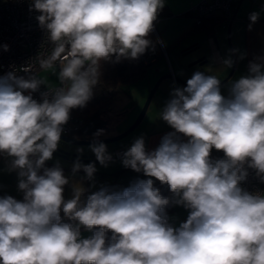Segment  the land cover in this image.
<instances>
[{
	"label": "clouds",
	"instance_id": "obj_1",
	"mask_svg": "<svg viewBox=\"0 0 264 264\" xmlns=\"http://www.w3.org/2000/svg\"><path fill=\"white\" fill-rule=\"evenodd\" d=\"M163 7L164 0H31L52 45L41 66L58 67L60 87L38 102L31 93L43 79L0 76V154L12 158L24 193L22 201L0 197V264H264V195L240 187L245 164L264 176V63L230 82L227 97L220 78L202 71L173 90L159 116L174 132L151 152L137 138L123 155L124 167L149 179L101 187L83 201L86 189L76 184L65 201L68 177L58 165L45 167L70 111L92 98L101 61L144 54ZM258 17L250 14L252 23ZM89 147L101 165L111 160L104 143ZM213 148L225 158L213 161ZM80 170L92 180L96 167L77 160L72 171ZM170 202L189 210L179 227L168 223ZM61 210L76 223L63 222ZM81 227L92 235L82 238Z\"/></svg>",
	"mask_w": 264,
	"mask_h": 264
},
{
	"label": "crops",
	"instance_id": "obj_2",
	"mask_svg": "<svg viewBox=\"0 0 264 264\" xmlns=\"http://www.w3.org/2000/svg\"><path fill=\"white\" fill-rule=\"evenodd\" d=\"M198 1L164 0V7L158 13L154 22V28L160 37L164 51H161L146 68V74L143 76L145 92H138V99H135L134 103L126 110L120 112V115L123 114L121 117H115L104 113L108 109L113 91L107 106L104 109H100L98 114L100 119L106 120L107 126H97V129L89 133L87 138L97 139L116 135L124 131L134 121L135 116L138 115L137 113L144 103L145 95L150 91L156 80L165 73H170L172 79L164 78L159 82L134 132L130 131L131 133L129 132L117 141L104 143L107 146L108 154H111L116 149H122L125 153L133 142L140 137L144 139L146 151L151 152L160 145L162 138L166 134L174 132V129L162 120L159 114L172 98L173 90L187 86L184 83L176 82L174 79L176 76L184 77L187 70L202 71L206 75H216L220 78V81L225 79L220 87L221 93L227 97L229 95L230 82L237 80L241 76L248 75L251 63H264V0H251L252 4L250 3V5L249 3L243 4L242 0L233 7V11L228 17L222 16V19L211 25V27L197 25L189 14L192 5ZM234 11H236L235 16L230 22ZM254 12L258 13L259 17L255 23H252L250 14ZM215 15L220 14L216 13ZM228 26L229 40H226L225 29L226 27L228 29ZM202 40H205L207 45L203 44V47L195 46L196 43H200ZM186 47H191L192 50L183 54L182 50ZM200 57L205 58L187 69L188 63ZM228 59L232 61L231 67H227L224 64V61ZM124 113L126 114L124 115ZM94 123L97 125L99 121H94ZM99 130H105V133L100 134V136L96 135ZM178 135H180L181 140L187 142V137L182 134ZM58 148L60 147L58 146ZM75 153L82 154L83 157L73 158L71 155L66 157L53 153V155H59L63 160L57 161L52 157L51 160L45 162V167L48 168H51L49 167V162L58 165L63 169L65 176L68 177L69 183L64 186L63 192L65 201L72 198L73 186L76 184H81L86 189L81 198L83 201L87 195L98 191L101 187L121 190L129 187L137 180L150 178L145 176L143 172H136L131 168L124 167L122 163L123 156L120 158L111 157L107 165L103 166L96 160L94 153L90 149ZM77 160L81 164H95L96 172L92 180L86 178L83 170L73 173L72 164L74 163L72 162ZM66 161L69 164L65 163ZM151 179H153V185L160 182L155 178ZM18 181V171L12 169V158L5 154H0V197L12 196L16 200L22 201L24 193L18 189ZM168 198L170 201L174 200L173 193L170 190ZM170 207V211L166 213L168 223L173 227H179L182 222L186 221L189 210L182 205L171 202ZM61 215L64 216L62 210ZM91 235L92 232L81 227L82 238H88Z\"/></svg>",
	"mask_w": 264,
	"mask_h": 264
},
{
	"label": "built area",
	"instance_id": "obj_3",
	"mask_svg": "<svg viewBox=\"0 0 264 264\" xmlns=\"http://www.w3.org/2000/svg\"><path fill=\"white\" fill-rule=\"evenodd\" d=\"M238 0H199L192 5L189 14L197 25H201L205 18L219 13L228 17ZM31 0H0V76L9 72H14L17 76L30 78L42 68L40 60L50 55L52 45L47 41V35L40 27L36 17L40 14L30 11ZM154 38L147 49L144 62L152 63L161 51H164L160 37L155 30ZM7 45V51L4 46ZM60 87V83L50 87L55 89ZM48 92L51 98V91L48 87H42L31 93L38 102L42 101V93ZM25 94H28L25 92ZM83 121L70 116L68 122L62 126V134L70 135L77 131ZM124 155L122 149H116L111 153V157L120 158ZM211 159L213 161L224 159V153L212 149ZM247 171L246 178L241 181L240 187L253 194L264 193V176L257 174L253 168L244 165ZM167 184L158 182L157 189L160 194Z\"/></svg>",
	"mask_w": 264,
	"mask_h": 264
},
{
	"label": "trees",
	"instance_id": "obj_4",
	"mask_svg": "<svg viewBox=\"0 0 264 264\" xmlns=\"http://www.w3.org/2000/svg\"><path fill=\"white\" fill-rule=\"evenodd\" d=\"M237 3H235L236 5ZM234 5V6H235ZM222 19V15H212L203 21L201 25L210 26ZM154 38L153 32L149 34L148 39L151 41ZM140 55L138 59H125L121 58L119 62H116L115 56L108 61H101L100 65V77L99 82L93 88L92 98L87 102L83 108L77 107L70 111V116L80 118L83 123H86L88 119L99 109L105 107L110 99L112 92L122 86L124 83L143 77L146 74V68L151 63H145V55ZM49 167L57 166L54 163H48ZM169 186L167 185L165 190L161 193L163 197L168 198ZM170 204L165 208V213L170 211ZM62 221L65 223H74L67 217L61 215ZM108 237L110 239L111 232Z\"/></svg>",
	"mask_w": 264,
	"mask_h": 264
},
{
	"label": "rangeland",
	"instance_id": "obj_5",
	"mask_svg": "<svg viewBox=\"0 0 264 264\" xmlns=\"http://www.w3.org/2000/svg\"><path fill=\"white\" fill-rule=\"evenodd\" d=\"M245 3H249V5H250V3L252 4V1L251 0H243V4H245ZM227 32H228V29L226 27V29H225L226 40H227ZM153 35H154V32H153ZM58 70H59L58 67L57 68H43L42 67L41 69H39L35 73V76H37L38 78H41V79H43L45 81V83L41 84L42 87L54 86V85L59 83L58 76H57ZM138 92H143V93L145 92V83L143 81V77L137 78V79L129 81L127 83H124L121 87L116 88L114 90L113 95L111 96V101H110V103L108 105V109H106L104 111V113H106L107 115L115 116V117L116 116H120L121 117V115H123V114L120 115V112H122L123 110H126L131 104L134 103L135 99H138V97H139L138 96V94H139ZM148 93H147V95H148ZM147 95H145L144 101H145ZM142 105H141V107H142ZM105 107H103L101 109H104ZM140 109H139V111H140ZM139 111H138V113H139ZM126 113H124V115ZM75 118H77V117H75ZM86 123H83L81 125V127L77 130L78 132L75 131L72 134H70V136H80L82 134L81 128ZM138 125L136 127H138ZM134 130H135V128L133 130H131V131L134 132ZM76 132H77V134H76ZM104 133H105V130L102 131L101 135L104 134ZM98 136H100V135H98ZM106 137H108V136H106ZM102 138H104V137H102ZM90 145L91 144H87V145H71V144H68V143L60 140V143H59L58 146L60 148L64 149V150L70 151L71 153H75V152H78L80 149H82V151H84L85 149H90V147H89ZM110 156H111V154H110ZM53 158H55L57 161L63 160L59 155H53ZM65 163H67V161ZM72 163H75V162H72ZM67 164H69V163H67ZM72 165H74V164H72ZM154 187L157 188V184L154 185ZM162 192H163V190H162Z\"/></svg>",
	"mask_w": 264,
	"mask_h": 264
},
{
	"label": "water",
	"instance_id": "obj_6",
	"mask_svg": "<svg viewBox=\"0 0 264 264\" xmlns=\"http://www.w3.org/2000/svg\"><path fill=\"white\" fill-rule=\"evenodd\" d=\"M242 0H238L237 3H240ZM235 12L234 11L231 15V19H230V22L231 20L234 18L235 16ZM229 22V23H230ZM230 26V24H229ZM229 26H228V32H227V39L229 40ZM203 44H206V41L205 40H202L200 43H196L195 46L197 47H203L204 45ZM192 50L191 47H186L185 49L182 50V53L185 54L187 53L188 51ZM205 57H200L190 63L187 64V69H189V67H191V65H193L194 63L196 62H200L201 60H203ZM196 72L195 70H187L184 74V77H180V76H176L174 79L176 82H180V83H184L185 85H187V80L191 78V76L193 75V73ZM205 73V72H204ZM230 74V73H229ZM228 74V75H229ZM227 75V76H228ZM164 78H170L172 79V75L170 73H165L163 75H161L157 80L156 82L154 83V85L151 87L138 115L136 116V118L134 119V121L122 132L116 134V135H112V136H108V137H104V138H97V139H89L87 138V135L89 133H91L92 131L96 130L97 129V126H101V127H106L107 126V122L106 120H102L98 117V114H99V111H96L87 121V123L81 128V132L82 134L80 136H70V135H64V134H61V141H64L68 144H71V145H87V144H93V143H107V142H114V141H117L121 138H123L126 134H128L131 130H133L138 124L139 122L141 121L147 107H148V104L150 102V99L155 91V89L157 88L159 82L164 79ZM188 78V79H187ZM226 78V77H225ZM225 79H222L221 80V83L224 81ZM94 121H99V125H95ZM90 129V130H89ZM56 154H60V155H63V156H68V155H71L73 158H81L83 157L82 154H78V153H70L69 151H66L64 149H60V148H57V150L54 152Z\"/></svg>",
	"mask_w": 264,
	"mask_h": 264
}]
</instances>
